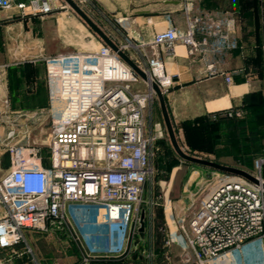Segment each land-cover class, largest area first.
Listing matches in <instances>:
<instances>
[{"label":"built area","instance_id":"built-area-1","mask_svg":"<svg viewBox=\"0 0 264 264\" xmlns=\"http://www.w3.org/2000/svg\"><path fill=\"white\" fill-rule=\"evenodd\" d=\"M193 1L180 0L182 9L189 11ZM11 3L0 0L3 7ZM17 5L38 16L56 8L50 0H19ZM195 22L189 20L183 32L173 26L156 31L152 45L170 47L180 39L191 53L205 51L207 39L194 37ZM129 45L126 41L118 46L125 50ZM142 55L144 63L135 62L147 81L105 44L48 60L49 90L60 102V112L52 121L46 155L35 143L9 142L14 129L0 141L11 165L0 177V249L22 241L25 230L66 227L73 233L82 222L93 232L74 236L81 245L77 264H93L98 257L131 249L145 206L151 203L153 143L163 134L160 124L151 130L145 126V111L155 97L151 80L166 91L154 75L163 68L161 59ZM224 79L230 83L231 75L224 73ZM134 83L145 88L133 89ZM240 112L228 110L225 115ZM254 176L259 183L236 175L222 179L189 218L180 219L166 245L175 240L197 264H220L249 240L264 238V178Z\"/></svg>","mask_w":264,"mask_h":264},{"label":"crops","instance_id":"crops-1","mask_svg":"<svg viewBox=\"0 0 264 264\" xmlns=\"http://www.w3.org/2000/svg\"><path fill=\"white\" fill-rule=\"evenodd\" d=\"M18 1L0 5V141L14 129L9 142L39 143L42 133L48 134V141L51 120L60 112V102L49 90L48 60L94 51L104 43L64 0H50L56 8L43 16L19 7ZM74 1L117 45L131 42L124 50L131 59L144 63L143 52L161 59L165 106L176 137L185 143L198 118L234 110L250 93L264 92V0H194L189 11L182 9L180 0ZM189 20H196L195 39H207L205 51L191 53L180 39L170 47L152 45L156 31L173 26L183 32ZM224 73L231 75L230 83ZM144 121L147 130L154 123L165 128L156 95ZM229 148L221 156L232 159ZM6 153L0 143V159ZM182 217L189 218L180 209L157 213L145 208L131 249L98 257L95 264H197L175 240L165 243ZM90 227L82 222L73 233L66 227L25 230L22 241L0 249V264H77L81 245L74 236L91 235ZM242 249L220 264H245Z\"/></svg>","mask_w":264,"mask_h":264},{"label":"rangeland","instance_id":"rangeland-1","mask_svg":"<svg viewBox=\"0 0 264 264\" xmlns=\"http://www.w3.org/2000/svg\"><path fill=\"white\" fill-rule=\"evenodd\" d=\"M131 87L136 90L145 88L142 83H134ZM261 94L262 107L261 109H254L258 112H252L248 120L241 109L235 108L241 111L239 115H233L239 120L238 150H234L235 147L233 148L230 145L210 144L203 139L197 143L199 147H195L189 143H185L183 138L176 137L179 146L185 153L193 156L216 161L218 160V156L223 159H229L223 164L242 166L243 168H239L253 175L261 174L264 178V92H261ZM47 124L49 127V123ZM162 129V136L158 137L153 143V178L151 188H148L151 191L149 195L151 203L145 207L157 213H161L165 209L167 211L180 209L187 217H190L200 207L201 201L216 184L234 174H227L208 166L181 159L174 151L165 128ZM39 131L41 132L40 128ZM40 135L43 142H36L35 144L40 146L42 154L46 155L48 134L42 133ZM245 136H248V144ZM189 139L196 143L195 140L197 139L194 137H189ZM228 146L232 149V156L233 154L235 156L232 159L221 156L225 152L227 153V149H230ZM4 156V159H7V161L3 158L0 159V177L9 171L11 166L9 155L6 153ZM259 160H262L260 168L257 166V161ZM236 176L246 179L239 175ZM242 252L245 257V264H264V238L249 240L243 246Z\"/></svg>","mask_w":264,"mask_h":264},{"label":"water","instance_id":"water-1","mask_svg":"<svg viewBox=\"0 0 264 264\" xmlns=\"http://www.w3.org/2000/svg\"><path fill=\"white\" fill-rule=\"evenodd\" d=\"M64 1L100 37L103 43L107 45L112 51H114L140 78H142L145 81L148 80L145 71H143L137 65V63L129 57V55L124 50L119 48V46L91 19V17L79 6V4L76 1L74 0H64ZM150 85L154 90L155 95L159 101L164 127L168 135V138L170 140V143L174 151L181 159L191 163L208 166L219 171L231 173L234 175H239L256 184L259 183L258 179L253 174L242 168L223 164L212 159L201 158L198 156H193L185 153L177 142L176 135L165 106L164 96L158 83L156 81L151 80ZM262 188L264 189V185H262Z\"/></svg>","mask_w":264,"mask_h":264},{"label":"trees","instance_id":"trees-1","mask_svg":"<svg viewBox=\"0 0 264 264\" xmlns=\"http://www.w3.org/2000/svg\"><path fill=\"white\" fill-rule=\"evenodd\" d=\"M262 103L261 91H255L250 93V95L243 100L242 104L236 108L241 109L244 116L247 117L248 120V117L251 116L252 112H258L254 109H261ZM238 121L239 120H237L235 116H226L225 112L213 113L207 117L198 118L196 124L191 129V132L186 135L185 140L187 143L195 147H199L197 143L203 139L208 141L210 144L225 143L233 148L235 147L234 150H238ZM189 137L197 139L195 140L196 143L190 140ZM245 139L248 144V136H245ZM233 157H235L234 154ZM93 264H95V260L93 261Z\"/></svg>","mask_w":264,"mask_h":264},{"label":"bare ground","instance_id":"bare-ground-1","mask_svg":"<svg viewBox=\"0 0 264 264\" xmlns=\"http://www.w3.org/2000/svg\"><path fill=\"white\" fill-rule=\"evenodd\" d=\"M96 50H97V49H96ZM154 75L158 76L159 79H163V78H162V73H161V71H159V70H154Z\"/></svg>","mask_w":264,"mask_h":264}]
</instances>
